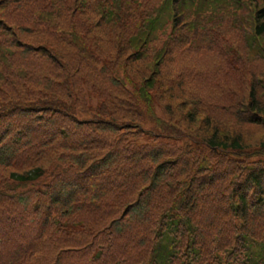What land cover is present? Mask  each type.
I'll list each match as a JSON object with an SVG mask.
<instances>
[{"label":"trees","instance_id":"16d2710c","mask_svg":"<svg viewBox=\"0 0 264 264\" xmlns=\"http://www.w3.org/2000/svg\"><path fill=\"white\" fill-rule=\"evenodd\" d=\"M50 1L63 30L83 43L85 36L96 40L97 57L87 59L79 39L45 33L70 50L45 41L33 52L18 49L13 57L0 59L6 61L0 71L4 80L12 78L13 69L18 82L13 86L0 78V102L23 116L11 136L6 133L15 122L3 128L0 119V264H264V160L239 168L249 155H264V139L248 144L242 135L225 131L221 120L235 114L232 107L211 105L197 134L187 136L165 121L168 116L158 118L157 132L178 143L190 137L193 154L183 149L173 153L169 146L130 135L135 132L131 127L142 125V99L148 105L173 92L170 72L166 79L162 71H153L143 82L136 79L141 76L137 63L161 51L153 46L165 37L163 49L176 52L190 45L188 52L195 56L208 50L222 54L232 42L237 55L226 75L248 93L240 120L264 127V0ZM215 1L223 2L220 10L233 11L230 36L207 29L216 26ZM43 5L44 0H24L11 9L14 21L36 28L31 19L47 11ZM96 13L98 24L92 20ZM176 13L187 22L172 26ZM6 21L11 23L8 17ZM184 26L191 30L187 35ZM98 31L101 36H92ZM5 40L0 36V47L9 48ZM129 47L141 53L137 60L134 54L125 58ZM15 66L27 72L23 79L16 77ZM117 69L130 88L119 86L114 93L103 83L118 77ZM209 75L221 78L219 72ZM32 88L40 89L34 99ZM132 99L136 108L123 114L118 104L130 107ZM55 111L59 118L38 125L25 118ZM190 114L188 122L194 124L199 115ZM89 119L102 133L85 130L81 122ZM255 148L260 151L250 154ZM22 240L33 249L22 251ZM27 252L33 257L24 256Z\"/></svg>","mask_w":264,"mask_h":264},{"label":"rangeland","instance_id":"374dc122","mask_svg":"<svg viewBox=\"0 0 264 264\" xmlns=\"http://www.w3.org/2000/svg\"><path fill=\"white\" fill-rule=\"evenodd\" d=\"M23 1L24 0H0V36H7V40L5 41L10 45L9 48L4 46L0 47V59H7V57L10 56L13 57L14 55H16L15 52H17L18 49L25 50L29 53L33 52L37 50L40 45H44L45 41L51 42L53 44L55 43L59 48L70 50V47L64 42L59 41V39H62V37L65 36L67 39L73 38L77 41V39L79 38H77V36H72V32L63 30L64 28L62 27L60 22L56 20L57 18L53 14L54 11L55 13H57V11L52 6L50 0H44L43 8L47 11L36 12L33 20L31 19V21L34 22L36 28H33L32 25L29 24L23 25L14 21L16 13L12 15V12L14 10L11 9L16 8ZM222 3L223 2L217 1L213 3V17L219 23V28L216 22V26L209 25V28L207 27V29L213 33L217 30L215 32L216 36H230V31L234 29L235 18L232 14V9L224 8L223 10H220ZM195 7L196 6H194L193 9ZM177 8L179 12V7ZM7 17L15 27L11 23L6 21ZM185 19L186 16L180 17L179 14L176 13V19L172 18V26H179V24L183 25L185 22H187ZM92 20L95 24H98L100 21V14L96 13L93 16ZM244 20L246 22V18H244ZM182 28V33L184 35H187L191 31L187 30V26H184ZM61 30L65 32L63 33ZM45 33L53 34L59 39H57L56 37L49 38L48 35H43ZM96 34L93 33L92 36H101V33L99 31ZM85 37L87 38H85L86 43H83V40L79 39L81 41V49L84 53V56H86L87 59L93 61L97 57V53L93 49V47L95 48L96 40H89L88 36ZM47 38L49 39L47 40ZM165 38L161 42L153 46V49H155L156 51L162 49L161 51H159L155 56H152V58L137 63L136 68L141 70V72L137 74L141 76H136V79L140 82H143L150 76L153 71H156L157 74L158 72L162 71L166 75V79L168 78V74L170 72L172 74L171 77L175 80L174 87L172 88L173 92L171 94L166 93L163 96L162 101H160L159 99L152 100V102L148 105L144 104V99H142L144 112H142V125H140L139 127H131L133 130H135V132L130 135L135 136V139H138L142 143H161L163 146H169L171 147V151L173 153L183 149L187 153L193 154L195 152L194 140L190 137H186L183 140L179 139L178 143L175 138L169 135L158 133L157 131L159 130L155 129L156 124L158 126L161 124L156 123L158 118H167L168 116L169 119H166L165 121H172L173 124H171V126H177L178 129H180V131L186 136L193 135V133L197 134V132L199 131L200 127L203 124V118H205V115L209 113V111L207 110L211 108V105H214V107L217 105H226L232 107L233 111H235V114L233 116L222 118L221 125L223 126L225 131L230 132V135H242L245 142L247 141L248 144H253L255 142H260L261 140H263L264 127H251L250 125H247L243 123L242 120H240L241 117L244 118V115H246L247 112L244 104V99L248 95L247 89L241 84L237 85L236 82L238 81L231 82L229 80L231 76L227 77L226 75L229 66L234 60H236L237 48L235 47V45L232 42L231 44H226L224 52L222 54H217L211 52V50H208V54L195 56L192 55L191 52H188L190 49V45L184 47L181 46L179 47V51L176 52H174V49L173 52H171L169 49H163L165 45ZM176 40H178L180 43L182 41V38L179 37ZM57 41L58 43H56ZM87 41H90V46H85L87 44ZM129 48L130 49L125 52V58H127L131 54H134L133 59L137 60L141 56V53L137 50L132 49L131 47ZM210 52L222 59L215 57L214 55L210 54ZM5 62L6 61L0 60V71L6 69ZM126 62L131 65L134 61L126 60ZM118 69L115 71V74H118V77L112 76L109 79L106 78L105 82L103 83L106 89L112 90L114 93H118L116 90L119 86H127L130 88L126 80L125 73L123 74V70ZM13 71L14 70L12 69L10 73L15 76ZM15 72L16 77H19L21 79H23L27 74V72L23 68L17 66H15ZM217 72H219L221 76V78L219 79H214L211 75H209L210 77L207 76L209 73L216 74ZM197 73H199V75H196ZM193 75H196V77ZM13 76L10 80H4L5 75L0 74V78L4 80L5 83H10L13 86H16L15 84H17L18 82L15 78H13ZM154 77L155 78L152 80L155 81L158 79L157 75H154ZM114 82H118L119 85H115ZM10 88L11 91L17 90L16 87ZM22 91L24 92V90ZM6 92L9 93V90H6ZM8 93L3 94L1 97L3 99L7 98ZM25 93L26 92H24L23 94L25 95ZM29 93L31 94V98L34 99L40 93V89L32 88L31 92ZM120 102L124 104L125 99H120ZM100 103H102V101ZM0 104H2L0 113L3 114L0 115V119H2L5 124L3 128H6V125L8 123L15 122L13 126L8 127L9 131L6 133L8 136H11L16 130H19V128L16 126L21 121L20 117L23 116L19 117L17 108H15V106H6L1 102ZM137 104L138 103L132 99L130 107H123L121 104H118L117 107L123 114H128L130 112L128 109L132 108L134 110ZM149 106L151 110L148 108ZM9 107H13L14 109L12 111H9L10 113H5L7 112V109ZM226 108L227 107H224L223 109ZM168 109L170 110V113L168 112ZM58 113V111H55L53 115L51 113H45L42 119L37 118V113H31L25 116V118L26 120H33L35 124L38 125L40 120L59 118ZM190 113H197L199 115L197 121L194 124H189L188 122V118L191 115ZM63 117L70 120L71 122H74V120L78 121L72 115L65 114ZM81 123L84 124V128H86L85 130L91 132L92 134L94 132L102 133L101 131H96V127L94 128L93 126L89 125L97 123L95 120L89 119L86 121H82ZM24 141L25 143L28 142L25 139ZM199 149H201V151L208 158H211L213 160L215 159V155L212 154L204 146L199 147ZM254 151L260 150L259 148H255L249 151V153L251 154ZM260 160H264V155L251 154L248 157V161L243 162V166H239V168H250L254 165L255 162H258ZM16 188L18 192H25L27 190L23 187ZM20 249H22V251H31L33 249V244H30L28 240H22ZM23 254H25L24 256L33 257L32 252Z\"/></svg>","mask_w":264,"mask_h":264}]
</instances>
